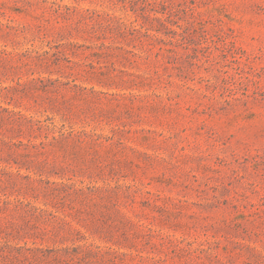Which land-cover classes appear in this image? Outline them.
<instances>
[{"label":"rangeland","instance_id":"1","mask_svg":"<svg viewBox=\"0 0 264 264\" xmlns=\"http://www.w3.org/2000/svg\"><path fill=\"white\" fill-rule=\"evenodd\" d=\"M0 264H264V0H0Z\"/></svg>","mask_w":264,"mask_h":264}]
</instances>
